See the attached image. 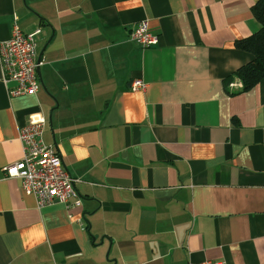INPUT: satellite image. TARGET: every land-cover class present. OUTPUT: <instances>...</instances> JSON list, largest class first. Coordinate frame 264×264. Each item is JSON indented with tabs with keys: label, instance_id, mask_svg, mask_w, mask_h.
<instances>
[{
	"label": "crops",
	"instance_id": "obj_1",
	"mask_svg": "<svg viewBox=\"0 0 264 264\" xmlns=\"http://www.w3.org/2000/svg\"><path fill=\"white\" fill-rule=\"evenodd\" d=\"M255 1L0 0V41L40 29L36 94L0 69V264H264V77L224 87ZM143 20L155 45L131 38ZM38 112L80 206L5 177Z\"/></svg>",
	"mask_w": 264,
	"mask_h": 264
},
{
	"label": "built area",
	"instance_id": "obj_2",
	"mask_svg": "<svg viewBox=\"0 0 264 264\" xmlns=\"http://www.w3.org/2000/svg\"><path fill=\"white\" fill-rule=\"evenodd\" d=\"M23 33L13 26L10 38L0 41L1 81L10 96L35 95L39 89L35 35ZM131 38L143 47L155 45L157 36L151 32L147 20L140 21L131 30ZM13 83V85H11ZM142 80L131 84L132 90L144 89ZM232 89L241 87L232 81ZM45 116L41 112L30 116L27 123L18 130L22 147V158L4 166L5 177L19 178L22 191L36 198L38 207L59 202L65 206H80L81 196L75 188L74 178L65 168L62 158L53 144L43 140ZM189 264H227L222 260H207Z\"/></svg>",
	"mask_w": 264,
	"mask_h": 264
},
{
	"label": "trees",
	"instance_id": "obj_3",
	"mask_svg": "<svg viewBox=\"0 0 264 264\" xmlns=\"http://www.w3.org/2000/svg\"><path fill=\"white\" fill-rule=\"evenodd\" d=\"M250 9L260 27L234 43L236 48L249 52L251 59L224 78V87L230 95L251 89L264 77V0H256ZM235 80L241 83V87L234 91L228 90L230 83Z\"/></svg>",
	"mask_w": 264,
	"mask_h": 264
},
{
	"label": "water",
	"instance_id": "obj_4",
	"mask_svg": "<svg viewBox=\"0 0 264 264\" xmlns=\"http://www.w3.org/2000/svg\"><path fill=\"white\" fill-rule=\"evenodd\" d=\"M37 62H40V55L37 56ZM37 74L39 76V66L37 67Z\"/></svg>",
	"mask_w": 264,
	"mask_h": 264
}]
</instances>
